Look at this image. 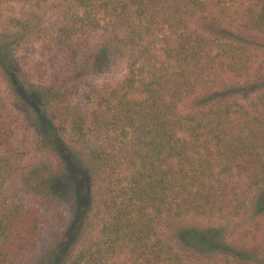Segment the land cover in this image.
I'll return each instance as SVG.
<instances>
[{"label": "trees", "instance_id": "obj_1", "mask_svg": "<svg viewBox=\"0 0 264 264\" xmlns=\"http://www.w3.org/2000/svg\"><path fill=\"white\" fill-rule=\"evenodd\" d=\"M47 6L54 15L42 20ZM196 19L212 31L193 28ZM0 22V72L42 98L40 148L90 171L91 189L100 166L111 177L102 193H80L81 211L98 209L93 240L34 264H205L211 255L264 264L216 223L264 215V89L246 102L226 92L219 72L241 80L254 61L217 30L264 36V0H0ZM106 24L120 33L95 47ZM120 48L129 52L122 79L93 85ZM6 111L0 93V191L29 145L27 125ZM69 122L102 148L71 151ZM40 176L31 189L58 217L59 175ZM43 222L33 206L0 209V264L35 251Z\"/></svg>", "mask_w": 264, "mask_h": 264}, {"label": "rangeland", "instance_id": "obj_2", "mask_svg": "<svg viewBox=\"0 0 264 264\" xmlns=\"http://www.w3.org/2000/svg\"><path fill=\"white\" fill-rule=\"evenodd\" d=\"M48 7L43 8L40 11L41 13L36 11L40 14L42 20L54 15L53 9ZM105 27L106 30L94 38L95 47L102 42L115 40L120 33L117 30L114 31L116 28L113 25L106 24ZM192 27L200 32L211 30L208 23L202 19L194 20ZM217 30L224 38L234 39L236 43L241 42L246 45L248 50L245 53L254 61L251 73L241 78V80H236L226 73L219 72V76L229 83L225 86L226 92H231L237 99L246 102L261 89H264V36L243 33L229 24H224L223 28ZM128 54V51L120 48V51L116 52L110 60L104 62L101 70L94 73V76L92 75L93 85L99 87L108 84L115 85L119 82L124 75L125 59ZM19 79L22 87L0 72V93L6 102V113L11 118L18 120L19 123L27 125V137L29 139L28 152L25 158L18 162L17 170L7 177L1 188L0 209L18 204L33 206L39 212H42L44 217L42 237L35 251L28 253L19 262V264H34L51 248L60 247L62 252L69 253L87 246L93 240L96 235V223L99 217L98 209L94 207L88 214L81 211L80 209L83 206L81 198L83 195H80V193L84 195L91 191L102 193L103 187L109 183L111 177L106 172L108 166H100L101 169H98V172L94 175V186L91 189L89 188L90 171L87 172L88 174L80 173L73 162L68 159L69 157L59 154L57 152L58 148L56 149L54 146L51 147L52 149L49 146L40 148L42 145L39 142V137L43 135L44 131H48L46 123L41 119L43 112L42 98L40 93L27 80ZM73 126V122H69L63 136L71 151L81 150L86 154L98 148L99 145V149L102 148V141L98 140L94 133L87 130L81 135ZM39 170H42V172ZM41 173H43V178L49 174H58L61 180L58 183V188L53 190L61 193L58 201L55 202L56 208L61 213L58 217H54L46 199L44 197L40 198V195H36L31 189L29 179L34 174L40 176ZM76 200L79 203L75 204ZM250 216L246 215L245 218L234 220L231 225L226 223V218L219 219L216 223L222 224L223 229L234 228L236 232L235 241L255 252L256 257L259 259H264V215L255 218ZM223 260H225V257L221 255H211L204 258L203 263L223 264Z\"/></svg>", "mask_w": 264, "mask_h": 264}]
</instances>
